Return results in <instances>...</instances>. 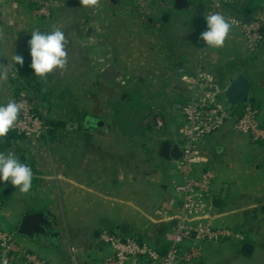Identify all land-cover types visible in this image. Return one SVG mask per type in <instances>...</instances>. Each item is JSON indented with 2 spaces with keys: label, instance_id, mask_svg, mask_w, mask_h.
<instances>
[{
  "label": "crops",
  "instance_id": "obj_1",
  "mask_svg": "<svg viewBox=\"0 0 264 264\" xmlns=\"http://www.w3.org/2000/svg\"><path fill=\"white\" fill-rule=\"evenodd\" d=\"M108 1L103 0L96 11L89 8L90 13L88 11L84 13L82 10L83 6L80 5L79 0H49L52 3L51 14L42 22L34 19L32 15L33 6L31 4L19 1V9H14V12L19 10L20 13V16L15 17L21 18L29 26V31L23 34V37L28 40L31 39V32L34 29L48 32L46 27H49L50 30H52L53 25L61 28L69 37L67 47L68 61L77 65L76 70L82 66L83 70L86 69L88 74L85 83H83L87 88L86 94L81 97V101L86 103V107L83 108V113L76 111L71 117V121L75 124L68 133L72 144L67 147L61 145L59 153L57 152L55 156L56 160H49L50 162L46 160V154L41 150L42 148H39V151L36 152L35 160L28 161L27 153H24L27 144L20 139L13 142L9 148L3 151L5 153L13 151L22 163L28 164L33 171V180L32 188L28 194H21L18 189L13 188L11 185L4 186L0 184V197L11 202L10 207L0 208V215L3 216L5 213L6 221L8 222H10L9 219L13 214L17 213L16 215L18 216L16 220L12 221L10 227L8 225L7 228L4 227L3 223L0 226L5 232L7 231L8 234L13 236L18 246L35 253L45 262L49 261L48 264L61 263V259L54 254L55 250L59 249L60 244L59 224L54 216L62 217L66 215L68 209L61 202L64 191H67L66 189L70 190L69 199L71 201L70 212H67L72 216L80 217L79 223L89 222L91 225V237L95 250L91 255L85 257L88 258L90 263L92 261L100 263L111 255V250L98 240V233L103 228L99 224L100 219L114 221L117 226L125 224L129 227L128 235L136 236L144 242H150L147 238V233H145L147 231L146 227L140 225L137 220L144 215L145 209H149L148 214H150L153 205L143 207L140 202L141 196L133 195L131 198L140 203L134 202V206L128 209L125 206V199L128 196L126 189L119 188L120 197L118 198L122 204L118 213L119 215H124V218L115 219L110 217V215L114 214L115 216L117 213L110 207L111 167H118L119 174L114 179L117 178L119 183L124 184L127 152H131L132 150L128 149H132L133 146L132 144L128 145L126 141L127 139H135V137L130 136L132 138H127L124 130L111 126L115 113L111 111L108 104L109 101H114L115 94H118V92L119 94L121 92L119 98L124 99L126 97L125 88L121 82L124 80L125 84L129 83V80L127 81V65L129 66L127 57L131 56V53L127 50V37L132 35L125 33L127 23L131 22L134 25L132 27L138 34L135 32L133 38L137 41L144 38L145 35L152 36L154 27H157V24L153 25V23L159 19L160 14L157 13L153 0H114L115 5L113 7L108 4ZM165 5L168 10H174L172 5L171 8H169L167 3ZM7 9L11 8L9 6L3 7V11ZM73 10L78 14V17L75 19L71 16L70 20H68V11ZM159 12H162V10L159 9ZM186 13L192 14L194 19L193 12L186 11ZM146 17H148L147 20L145 19ZM149 17L151 18L150 20ZM13 20L15 18L8 21L0 18V28L7 24L6 27L10 30L9 28L13 26ZM37 23H40V25H37ZM32 24H34L33 29L30 27ZM68 25L70 26L67 27ZM141 28L146 29L143 31ZM8 35L7 32L0 35V41L5 44L2 46L1 51H8L9 46L7 47V45L10 41H13V39L7 37ZM85 37L90 39V43H83ZM21 39L23 40V38ZM27 42L25 40L23 44V53L16 51L15 55H26L25 57L31 60ZM148 51L152 52L150 48ZM191 51L187 50L185 53L183 51L181 55L178 53L175 55L178 61L181 59L180 69L177 68L178 64L172 69L174 56L170 54H168V62V58H166L162 68L147 67L144 71L141 66L140 68L134 65L132 67L134 71L131 68L128 69V71L131 70L132 72L141 70L147 73L148 79L138 78L137 80L142 89L148 87L146 88L147 91L146 89L144 90L145 96L143 97L149 103L157 102L158 100L167 103L172 97L171 94H175L181 99L187 97V85L185 90V86L179 78L184 73L191 76L198 67L195 63V56H191ZM193 52H196V50ZM223 57L222 55L219 59L221 62L218 65L219 71L217 72H219V75L226 74L224 75L226 80L224 84L227 85L234 71H241V66L236 55L228 54ZM226 59L235 60L230 69H225L222 65ZM235 63H237V67L234 65ZM140 64L142 65V63ZM22 69L26 71L31 69L27 61L24 62ZM155 70L157 71L155 72ZM160 70H163V72ZM157 75L161 77L158 78ZM245 75L252 84L250 98L255 100L257 109H260V106H264V75L262 79L257 77L253 78V80L250 74L245 73ZM51 80L53 81V79L49 78L46 83L52 84ZM54 84L51 85L56 86L54 88H77L79 86L75 78L67 83L55 82ZM11 85L10 81L6 82L7 87L9 86L10 88ZM175 86H177L176 89ZM158 87H162L163 92L158 90ZM12 96V93L7 92L6 103L12 100ZM173 105L178 104L173 103L171 105L172 113L178 109L173 108ZM98 122L102 123L100 127L95 125ZM261 126L264 127V123ZM58 130L55 129V133ZM115 134L118 135V144L114 140L112 142L111 139V136ZM146 138H148L152 146H150L149 150L143 146L138 148L137 153H135L136 163L141 165L143 161H146L145 159H152L153 165L159 164L166 171H163L166 173V183L170 184V181L174 178L176 179V177L172 174L169 163L159 156L160 146L156 143L157 135L155 137L148 135ZM201 150L207 159L208 165L212 166L216 172L211 199L221 198L222 202L220 209L213 208L214 224L218 227H226L242 233L245 236L244 242L251 245L252 248L249 255H243L239 252L241 244L231 241L205 244L201 246V264H207L208 260L213 262L214 259H208L211 257L210 255L224 247H227L225 253L230 250L237 255L236 259H234L236 264H264V143H253L245 136L234 135L228 127H225L205 139L201 144ZM68 156L71 157L69 164L66 161ZM58 159H60V162ZM66 165L70 169L71 177L60 171ZM50 169H54L56 172H51L50 176L45 175V172ZM100 169L103 171H100ZM150 169L152 171L154 167L153 169L150 167ZM84 171H86L85 176L83 175ZM154 171H152V177L153 175L154 177L158 175ZM95 181L101 185L95 186ZM160 189L161 193L165 195L164 204L167 205L169 199L178 200L173 189L164 186H161ZM223 191H225V196L221 197ZM92 201H95V203H91ZM37 212H46L48 214V218L52 222V228L59 233V237L55 242L48 241L44 237L28 238L16 233L21 218L24 215ZM127 214L135 217L133 222V218H127ZM188 245L185 244V246ZM20 263L21 260L13 258L9 264ZM0 264H2L1 260Z\"/></svg>",
  "mask_w": 264,
  "mask_h": 264
},
{
  "label": "rangeland",
  "instance_id": "obj_2",
  "mask_svg": "<svg viewBox=\"0 0 264 264\" xmlns=\"http://www.w3.org/2000/svg\"><path fill=\"white\" fill-rule=\"evenodd\" d=\"M102 1L103 0H101L100 3H102ZM153 1L154 7H156L158 11L157 13L160 15L165 14L167 16V21L162 22L157 19L156 22L153 23V25L157 24L158 28L156 26L154 27L155 29L152 32V36L145 35L144 38L137 41H135L136 39L133 38V34H135L136 32L133 28L134 25L131 24V22L127 23V30L125 33H129L130 35H132L130 37H127V50L131 53V56L127 57V60L129 59L127 62L129 64V66L127 65L128 69L131 68L133 70L134 68L132 67L134 65L135 67L141 66L144 71L147 67H154L156 69L162 68L163 63L166 62V58L169 57L168 54L174 56L173 62L175 65L173 64L171 66L173 69L176 64L179 65L182 63L181 59L180 61H178L175 55L177 53L181 55L183 51L185 53L187 50H192L191 56H195V63L198 67L191 76L187 75L186 73L180 75L179 79L185 86V90L186 83L184 82L185 80L183 81V79L187 78L191 83L194 81L193 79H198L196 74L197 71L201 70L209 72L211 75H213V88L221 92L222 89L226 86V84H224L226 82L224 75L226 74L223 73L219 75V72H217L219 71L218 65L221 62L219 59L222 57V55L225 57L228 54L232 56L236 55V57L238 58V63L241 66V71L246 74H250V76H252V80L253 78L255 79L257 77L260 79L263 78L264 0H256L255 2L256 6H259L261 8V14L259 16L257 25L249 27L240 23H235L231 27L229 36L222 48L206 47L204 42L198 39L200 33L204 31L206 27L204 20V17L207 15L206 12L205 15L200 17L199 20H194L192 14H188L186 13V11H180L176 9H174L173 11L168 10L165 5V0ZM190 1H192L193 3L205 1L207 3V7L210 8V3L213 0ZM232 1L234 0H231V3H233ZM18 2L19 1L0 0V18L5 21L15 18V20H13L12 22L13 26L9 28L10 30H8V28L6 27L7 24L4 25V27L2 26L0 28V35L4 32H7L9 34L7 37H9V39H13V41H10L7 45V47L9 46L8 51H1L2 46H4L5 44L0 41V65H8V80L0 83V104H6V95L7 92H10L13 94L12 100H16L17 102H19L20 100L25 99L30 104L34 112L37 113V115H39L41 120L45 123V127L47 128L46 132H51L53 130L52 124L56 122L61 121L65 124L63 130L59 129L58 132L54 133L52 137L45 136V139L39 140L34 144L29 142L28 140L24 141L27 144L24 153H27L26 155L28 157V161L35 160V155L36 152L39 151V148H42L41 150H43L44 154H46V160L54 161L56 160L55 156L57 152L60 151L61 145H65L67 147L72 144L71 137L68 133L71 128L75 126V124L71 121V117L73 116L74 112H82L83 108L86 107V103L84 101H81V97L83 94H86L87 88L83 83H85L88 74L86 73V69L83 70L82 66L80 69L76 70L77 65L68 61L66 70H64L63 72H61L60 70H56L53 74L48 75L51 79H53V81L51 80L53 82V85H55V82L67 83L72 81V79L74 80L75 78L78 81L79 86L77 88H54L56 86H51L52 84L43 82L40 80V78L36 77L32 69L26 71L23 70L20 65L14 64V62L12 61V57L14 54H16V51L23 53V44L25 43V40L28 41L27 38L23 37V34L29 31L28 24L26 22H23L21 18H16L20 16L19 10L18 12H14V9H19ZM6 6H9L11 9L4 10L6 11L4 12L3 7ZM158 6H161V8H159ZM159 9H161L162 12H159ZM82 10L84 13H87V11L90 13L89 8L83 7ZM93 11H96V9H93ZM2 12H4L5 15L4 13L2 14ZM68 14V20H70L71 16H73L75 19H77L78 17V14L74 10L68 11ZM127 14L129 15V13ZM33 17L34 19L40 20L41 22L43 20H46L45 18H37L34 15ZM147 18L148 17H146L145 19ZM150 19L151 18L149 17V20ZM33 25L34 24H32V26L30 25V27L32 28ZM37 25H40V23H37ZM69 26L70 25H68L67 27ZM145 29L141 28V30L143 31H145ZM46 31L51 30L49 29V27H46ZM136 34L138 33L136 32ZM21 38H23V40ZM149 48L152 50L151 53L148 51ZM194 50H196V52H193ZM22 56L24 57L25 62H31V60H28V58L25 57L26 55ZM174 58L177 61H174ZM168 60L169 58L167 59V62ZM140 63H142V65ZM128 69L127 81L129 80V83L122 85L125 88L126 97L124 99L119 98L121 92L120 94L118 92V94H115L116 100L114 99V101H109L108 104L111 111H114L115 113V118L111 121V126L119 130H124L127 138L135 137V139H127L126 141L128 145L132 144L133 146L132 149H128L132 151L127 152V165L125 167L126 179L124 183L125 185L123 183H119L117 178L114 179V177L118 176L119 174L118 167H111L112 179L110 182V207L117 213L115 214V216L114 214L110 215V217L115 219L124 218V215H119L118 213L119 209H121L122 204L118 197H120L119 188H124V190L126 189L128 196L125 199V206H127L128 209L129 207L134 206V202H141L143 207L153 205V209L152 211H150V214H148L149 209H145L146 211H144V215L137 220L140 225L146 227L147 229L145 233H147V238L150 242L146 243L150 246H153V243H156L157 246L165 245V235L169 229V223L167 219L173 218L174 215L171 213L170 215H167V205L164 204L165 195L161 193L160 188L161 186H164L166 188L169 187V189H173V184L166 183V173H164L166 171L162 169L161 165H153L152 159H145L146 161H143V164L140 165L136 163L137 160L135 159V153H137L138 148L141 146H143L145 149L148 148L147 150H149L150 146L152 145L146 137L148 135L154 137L155 135H157L148 126L143 124L147 113L155 111L157 114H159L160 117L163 118L162 120L164 121L168 129L176 130L183 124L182 107L187 104V97L181 99L177 95L171 94L172 97L167 103H163L159 100L157 102L149 103V101L143 97L145 96L144 90L148 87H144V89H142L141 86H139V82L137 80L138 78L148 79L146 75L147 73L141 70H137L138 72H132L131 70L128 71ZM14 71L17 74H15ZM156 71L157 70H155V72ZM160 71L163 72V70ZM172 71L174 72V70ZM157 77L160 78L161 76L157 75ZM9 81L12 83L10 88L9 86H6V82ZM34 84L40 86L38 91H35L33 89ZM191 87V85H188L187 95L188 92H190ZM176 88L177 86H175V89ZM157 89L161 91L163 90L162 87H158ZM173 103H177L178 105H180V108L172 113L171 105ZM258 111L259 112H257V119L259 124L261 125L264 123V106H260V109H258ZM117 136V134L111 136L112 142L114 140L116 144L119 143L117 140ZM58 161L60 162V159H58ZM66 161L68 162L67 164H69V162L71 161V157L68 156L66 158ZM150 167L152 169L154 167L153 170H155V174H158L157 176L154 177L153 175L152 177L153 170L150 171ZM60 171H63L64 174H66L68 177H71L72 175L67 165L63 169H60ZM100 171L103 170L100 169ZM51 172L55 173L56 171H54V169H50L48 170V172H45V175L50 176ZM83 175H86V171L83 172ZM94 185L100 186L101 184L95 181ZM66 190L67 191H64L65 193L63 194V199L61 202L68 209L67 211L70 212V190ZM135 194L142 197L140 202L135 201V199L131 198ZM122 201H124V199H122ZM91 203H95V201H92ZM10 205V201H7L5 198L0 197V208L3 207L4 209L6 207H10ZM67 211L65 216H54L59 224L58 228L60 233L59 249L55 250L54 254L61 259L60 264H103L104 260L100 263L96 261H92L90 263L88 258H85L91 255V253H93L95 250L91 237L92 229L89 222L79 223L78 221H80V217L72 216ZM16 214L17 213L13 215L11 214L12 216L9 219L10 222L6 221L7 217L5 213L3 214V216L0 215V225H2L1 223H3L4 227L7 228V225L10 227L12 221L14 219L16 220L18 217ZM126 216L127 218H133L132 222L135 219V217H131L130 214H127ZM0 230L4 233H7V231L5 232V230H3L1 226ZM226 248L227 247L218 249L216 253H212L210 255L211 257L208 259H214L215 261L213 260V262H210L211 260H208L207 264H236L234 259H236L237 255L230 250L225 253ZM48 262L49 261H47L46 264H48Z\"/></svg>",
  "mask_w": 264,
  "mask_h": 264
},
{
  "label": "built area",
  "instance_id": "obj_3",
  "mask_svg": "<svg viewBox=\"0 0 264 264\" xmlns=\"http://www.w3.org/2000/svg\"><path fill=\"white\" fill-rule=\"evenodd\" d=\"M23 1L33 6L35 17L50 16L51 2ZM222 2L231 3L229 0H213L210 8L207 7V15L217 12V7ZM226 20L232 26L235 23L243 24L227 18ZM257 23L258 20L250 25H243L251 27ZM196 76L198 79H193L191 83L187 78L183 79L186 85L192 87L187 95V104L182 107L183 124L180 127L176 130L168 129L163 118L155 111L148 112L143 121L144 125L157 134L158 142L170 141L177 144L181 150L180 159L168 162L172 174L176 177L170 183L173 184V191L178 200L170 199L167 203V215H174L173 218L167 219V247L161 252L130 235H120L117 231L111 233L110 230L101 228L98 240L111 250V255L104 259L103 264H201L202 245L220 241L242 244L245 241L242 233L214 224L210 201L216 172L208 165L201 144L225 127L234 135L245 136L253 143L264 142V127L258 122L257 107L248 103L229 108L220 96V91L213 88V75L199 70ZM121 84L125 85V81ZM20 101L24 102L25 107L13 130L34 144L42 140L47 128L30 104L25 99ZM13 258L21 260L20 264H46L35 253L18 246L12 235L0 230L1 263L9 264Z\"/></svg>",
  "mask_w": 264,
  "mask_h": 264
},
{
  "label": "clouds",
  "instance_id": "obj_4",
  "mask_svg": "<svg viewBox=\"0 0 264 264\" xmlns=\"http://www.w3.org/2000/svg\"><path fill=\"white\" fill-rule=\"evenodd\" d=\"M101 0H79L81 6L90 9H98ZM205 30L198 37L206 47L222 48L229 36L232 25L220 12L208 14L204 17ZM31 62L29 67L34 75L46 82L47 75L56 70L63 72L68 65L69 37L65 32L53 25L52 30L43 32L34 29L31 39L28 40ZM15 65H24L22 55H13ZM15 74H17L14 71ZM8 80V65H0V83ZM24 102L9 100L6 104H0V143L4 142L8 133L13 130L24 110ZM87 126V121H86ZM32 168L22 163L13 151L0 152V184L11 185L21 194H28L32 188Z\"/></svg>",
  "mask_w": 264,
  "mask_h": 264
},
{
  "label": "water",
  "instance_id": "obj_5",
  "mask_svg": "<svg viewBox=\"0 0 264 264\" xmlns=\"http://www.w3.org/2000/svg\"><path fill=\"white\" fill-rule=\"evenodd\" d=\"M236 1L240 4L239 7L237 5L222 2L218 5L217 12L222 13L229 20L239 21L245 25H250L254 22H257L261 14V8L256 6L254 8L247 9L249 8V3L253 2L254 0ZM108 4L113 7L115 5V1L109 0ZM173 8L180 11L183 10L193 12L194 19L199 20L200 17L205 15L207 3L205 1L193 3L190 0H173ZM83 43H90V39L85 37ZM234 62V59H226L222 65L225 69H230ZM177 68L180 69V65ZM49 78L50 76L47 75L46 81H49ZM251 88V81L248 79L245 73L242 71H234L233 76L228 80L227 85L220 92V96L223 98L225 105H227L229 108L244 106L250 101ZM173 108L179 109L180 105H173ZM95 125L100 127L102 123L98 122ZM159 156L168 162L171 160L176 161L181 157V150L177 144L171 143L170 141H163L160 145ZM224 196L225 191H223L221 197ZM210 204L212 208L220 209L222 204L221 198L211 199ZM99 224L101 227L108 230L117 231L120 235L129 234V227L125 224L117 226L114 221L108 219H100ZM16 233L28 238L44 237L51 242H55V240L59 237V233L52 228V222L49 220L48 214L46 212H37L24 215L21 218ZM251 249V245L245 242L239 246V252L243 255H249Z\"/></svg>",
  "mask_w": 264,
  "mask_h": 264
},
{
  "label": "trees",
  "instance_id": "obj_6",
  "mask_svg": "<svg viewBox=\"0 0 264 264\" xmlns=\"http://www.w3.org/2000/svg\"><path fill=\"white\" fill-rule=\"evenodd\" d=\"M165 1H166L167 5L169 6V8H171L172 0H165ZM143 6H144V5H143ZM142 11L144 12V9H143V8H142ZM39 88H40L39 85H35V84H34L33 89H34L35 91H38ZM248 103L251 104V105H253V107H257V106H256V103H255V100L252 99V98H250V101H249ZM64 127H65V124L62 123V122H56V123L52 124V129H53V130H52L51 132L47 131V132L45 133V135L43 136L42 139H45V136H46V137H52V136L54 135V133H55V129H63ZM18 139H20V140H22V141H25V139H24L22 136L18 135L16 131L11 130V131L8 133V135H7L6 139L4 140V142L0 143V152L5 151L7 148L10 147V145H11L13 142H15V141L18 140ZM156 143H157L159 146L161 145V142H158V140H157ZM260 143H264V142H260ZM167 162H168V161H167ZM110 232H111V233H116V232H114V230H110ZM130 236H131V235H130ZM131 237L136 238L138 241H142V242H144L143 240H141L140 238H138V237H136V236H131ZM153 247H157V249H158L159 251L164 252V250L166 249L167 245L165 244V245H159V246H157L156 243H153Z\"/></svg>",
  "mask_w": 264,
  "mask_h": 264
},
{
  "label": "flooded vegetation",
  "instance_id": "obj_7",
  "mask_svg": "<svg viewBox=\"0 0 264 264\" xmlns=\"http://www.w3.org/2000/svg\"><path fill=\"white\" fill-rule=\"evenodd\" d=\"M230 2H231V0H230ZM232 2H233V3H231V4H233V5H237L238 7L240 6V4L237 3L236 0H234V1H232ZM255 2H256V0H254L253 2H250L249 5H248L249 8H247V9H251V8L256 7ZM171 5L173 6V0H172V4H171ZM146 20H147V19H146ZM159 20L162 21V22H165V21L167 20V16H166L165 14L160 15V16H159ZM148 22H149V21H148ZM238 22H239V21H238ZM234 65L237 67V63H235Z\"/></svg>",
  "mask_w": 264,
  "mask_h": 264
}]
</instances>
